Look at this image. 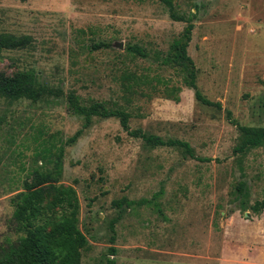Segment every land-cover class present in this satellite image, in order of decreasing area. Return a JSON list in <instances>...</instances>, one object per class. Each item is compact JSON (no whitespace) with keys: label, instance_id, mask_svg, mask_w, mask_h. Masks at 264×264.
Returning <instances> with one entry per match:
<instances>
[{"label":"rangeland","instance_id":"374dc122","mask_svg":"<svg viewBox=\"0 0 264 264\" xmlns=\"http://www.w3.org/2000/svg\"><path fill=\"white\" fill-rule=\"evenodd\" d=\"M173 1L185 21L159 0H0V31L33 39L0 48V77L33 68L52 90L36 102L0 98V243L24 234L15 195L80 130L32 223L52 232L63 214L55 187L73 188L81 264H264V211L241 204L264 197V143L235 151L241 133L226 116L264 126V0ZM188 22L195 83L220 108L195 99L181 66L161 62ZM133 44L146 56L126 50ZM70 94L123 109L129 130L185 141L193 155L131 136L118 116L84 126ZM240 181L247 195L237 200Z\"/></svg>","mask_w":264,"mask_h":264},{"label":"trees","instance_id":"16d2710c","mask_svg":"<svg viewBox=\"0 0 264 264\" xmlns=\"http://www.w3.org/2000/svg\"><path fill=\"white\" fill-rule=\"evenodd\" d=\"M169 11L173 20H186L182 15L175 12L173 0H159ZM193 24L188 22L182 34L173 41L169 55L164 56L161 62L166 65L181 66L185 71L184 82L194 90L195 99L209 106L220 108L218 102L211 101L204 97L198 90L195 83L196 71L191 57L187 54V46L191 40ZM32 37L28 34L16 35L9 32L0 31V48L20 49L32 46ZM99 46L97 45H94ZM129 52L145 57L146 51L143 47L133 44L126 47ZM52 90L41 79L38 72L33 69L18 71L10 76L0 77V98L8 104H12L19 99H28L32 102L48 99ZM69 106L84 119V126L91 123L93 116H118L123 129L128 131L131 136L139 137L151 146H174L183 147L192 156L189 144L179 139H162L158 135L146 134L140 129L129 130L128 119L130 114L123 109H107L102 103L94 102L89 105H82L78 102L75 95L68 97ZM178 100V96L174 97ZM264 107V98L262 99ZM230 122L237 126L241 133L240 143L235 147V151L245 153L246 151L261 146L264 143V126L251 127L238 123L231 115L226 112ZM80 130H77L65 142L57 146V153L53 161V168L48 171L37 172L32 181L24 183V189L15 195L14 211L12 218L21 222L24 234L11 239L6 237L0 243V264H81L80 249L86 244V237L78 228L79 202L73 188L55 187L57 202L63 210L60 221L50 233L39 231L32 223V218L36 216L35 206L41 197L42 187L45 184L57 182L61 172V157L65 144L75 142ZM236 198L245 199L246 182L240 181L236 187ZM115 204L120 202L113 201ZM243 210L250 209L258 214L264 211V197L255 200L247 205L242 201ZM112 231L113 226H111ZM113 239V237H112ZM111 254L115 253V248L110 247ZM114 261L109 260L108 264Z\"/></svg>","mask_w":264,"mask_h":264}]
</instances>
